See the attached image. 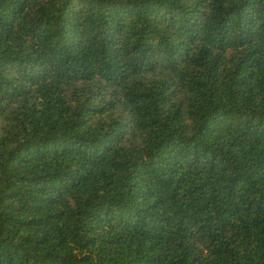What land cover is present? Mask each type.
I'll use <instances>...</instances> for the list:
<instances>
[{
	"label": "trees",
	"instance_id": "obj_1",
	"mask_svg": "<svg viewBox=\"0 0 264 264\" xmlns=\"http://www.w3.org/2000/svg\"><path fill=\"white\" fill-rule=\"evenodd\" d=\"M0 264H264V0H0Z\"/></svg>",
	"mask_w": 264,
	"mask_h": 264
}]
</instances>
